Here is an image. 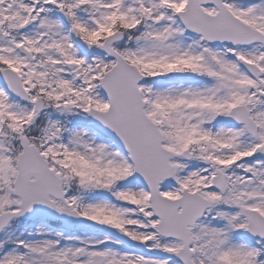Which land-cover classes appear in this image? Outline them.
Here are the masks:
<instances>
[{"label":"snow or ice","instance_id":"snow-or-ice-1","mask_svg":"<svg viewBox=\"0 0 264 264\" xmlns=\"http://www.w3.org/2000/svg\"><path fill=\"white\" fill-rule=\"evenodd\" d=\"M0 264H264V0H0Z\"/></svg>","mask_w":264,"mask_h":264}]
</instances>
